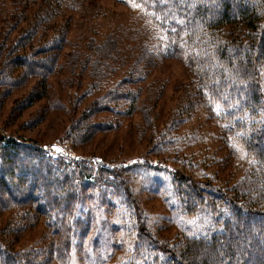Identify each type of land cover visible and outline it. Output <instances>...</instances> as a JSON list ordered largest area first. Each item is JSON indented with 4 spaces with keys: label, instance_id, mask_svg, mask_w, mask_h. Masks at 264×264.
I'll return each mask as SVG.
<instances>
[{
    "label": "rangeland",
    "instance_id": "rangeland-1",
    "mask_svg": "<svg viewBox=\"0 0 264 264\" xmlns=\"http://www.w3.org/2000/svg\"><path fill=\"white\" fill-rule=\"evenodd\" d=\"M33 4L28 5L22 21L14 22L6 21L14 10L12 0H0V145L15 140L39 149L45 158L60 159L68 165L82 164L88 167L84 175L79 168L70 171L78 177L88 176L86 182L95 185L98 192L108 185L109 197L114 195V200L111 205L100 203L102 192L96 199H88L97 204L90 202L91 206L78 213L90 217L88 234L75 241L66 260L54 256L49 261L50 255L45 257L42 250L48 248V235L53 236V232L44 218L17 237L16 249H21L27 259L37 253L40 264H167L161 253L164 248L176 250L184 247L187 240L224 231L232 213L231 201L238 193L246 192L250 184L243 178L248 179L245 173L253 170L254 160L248 159L241 137L251 123L263 122L264 107H258L261 114L257 119H246V113L235 108L239 94L233 91V95L223 98L209 90L211 83L222 81L218 76H205L200 83L204 88L196 91L197 84L192 82L182 58L159 61L155 69L144 74L139 86L134 85V52L143 48L142 39L155 36L148 30L151 21L146 13L149 7L156 6L154 0L147 5L140 0H127L126 4L118 0H80L82 8L64 32L67 44L57 59V73L46 79L45 96L30 101L35 94L40 95L38 91H44L43 80L14 63L21 59L23 65L26 60L29 67H35L40 60L34 53L37 48L62 32L52 22L30 20L31 13L39 8ZM89 12L95 20L81 21L80 14ZM44 27L49 29L45 33ZM91 36L117 37L124 44V52L117 50L111 55L114 67L107 77L106 90L128 81L124 85L127 91L134 94L139 89L142 94L129 116L118 118L103 113L101 120L92 119L93 124L88 127L94 134L83 142L76 138L75 128L83 125L77 115L100 95L98 90L93 92L74 113V96L83 94V98L96 85L89 70L81 72L79 68L82 60L91 66L99 54V49L86 48V37ZM24 39L29 45L23 52L20 47ZM127 45L133 49L130 54ZM118 54L122 56L116 58ZM139 68L140 64L136 69ZM259 72L264 97V63ZM227 86L224 88L229 95L236 86ZM191 101L194 108L189 105ZM196 101L201 103L195 104ZM125 105L126 102L121 107ZM188 107L190 112L184 115ZM180 116H185V120L172 128ZM110 125L115 128L108 130ZM177 175H191L198 182L197 187L205 183L230 201L211 204L206 200L199 205L192 200L188 205L184 185L175 182ZM251 199L248 197L247 201ZM16 216V211H0V231Z\"/></svg>",
    "mask_w": 264,
    "mask_h": 264
},
{
    "label": "trees",
    "instance_id": "trees-1",
    "mask_svg": "<svg viewBox=\"0 0 264 264\" xmlns=\"http://www.w3.org/2000/svg\"><path fill=\"white\" fill-rule=\"evenodd\" d=\"M118 1L123 4L127 2ZM154 1L156 6L149 7L146 13L151 21L148 30L155 36L142 39L143 48L139 47L140 50L138 48L134 52V85L139 86L144 74L155 69L159 61L182 58L190 70L192 82L197 84L196 91L204 88L200 83L205 76H218L222 85L219 81H214L209 90L216 91L223 98L230 97L235 91L239 94L234 101L235 108L244 111L246 119H257L261 114L258 107H264V101L261 100L264 97L259 86V70L264 63V0ZM33 2L39 8L31 13L30 20L52 22L62 32L45 46L34 50L36 56L40 57L35 67H29L25 60L26 68L21 59L14 63L25 68L31 76L43 80L44 91H38L40 95L35 94L36 97L30 101L45 96L46 79L57 73V59L67 44L64 32L68 31L73 15L82 8L80 0H12L14 10L6 21L23 20L27 15L28 5ZM140 2L147 5L150 0ZM88 19L95 20L90 12L80 14L81 21ZM48 30L44 27L42 32ZM86 39V48L90 46V51L99 49V54L91 66L82 60L79 68L81 72L89 70V77L96 85L86 91L83 98V94L74 96V113L80 102L92 97L93 92L98 90L100 95L92 103L84 105L83 112L77 115L83 125L75 128L76 138L83 142L92 139L94 134L88 127L89 123L93 124L92 119L98 117L101 120L100 115L103 113H110L118 118L127 117L134 109V102L142 94L139 89L134 94L127 91L128 87L124 85L128 81L115 83L106 90V81H109L107 77L113 73L114 67L111 55L117 50L120 53L125 51L119 38L91 36ZM24 42L26 39L21 44ZM28 45L29 42L24 43L20 50L24 52ZM127 50L129 54L132 52L131 45H127ZM120 56L122 55L118 54L116 58ZM138 64L140 68L136 69ZM227 84L236 86L229 95L224 88L228 87ZM198 98L201 100L202 96ZM124 102L126 105L121 107ZM197 103L201 102L196 101L195 104ZM189 105L194 108L193 101ZM125 108H128L127 112L124 111ZM188 112L190 107L184 115ZM184 120L185 116H180L171 127ZM98 127L103 128V125L98 124ZM113 128L115 125L107 127L108 130ZM245 130L247 132H244L241 142L247 150L248 159L254 160L253 170L245 173L248 179L243 178L250 184L246 187V192L238 193L235 200L231 201L232 213L230 212L225 230L211 237L187 240L184 247L176 250L164 248L161 253L167 264H264V195L259 196L264 190V120L261 123H251ZM43 155L39 149L17 144L15 140H10L9 145H0V211L17 213L9 226L0 231V264H40L37 253L30 254L27 259L22 250L15 247L17 237L34 228L39 218H44L47 227L53 232V236L48 235V248L42 250L45 251V257L50 255L49 261L54 260V256L59 260H66L75 241H81L88 234L90 217L78 214L86 206H91L88 203L97 204L88 199H96L102 192L99 195L100 203L108 202L111 205L114 200V195L109 197L106 188L108 185L98 192L95 185L86 182L88 176L78 177L75 171H70L71 168H79L84 175L88 167L82 164L68 165L63 160L45 158ZM184 171L189 174L186 169ZM176 180L186 189L188 205L192 200H197L199 205L206 200L211 204L229 200L205 183L197 187L198 182L191 175H177L175 182ZM240 185L241 182L238 187ZM254 186L255 190L252 189ZM248 197L252 198L249 202ZM253 200L256 202H252ZM241 205L243 208L239 209ZM214 215H217V209Z\"/></svg>",
    "mask_w": 264,
    "mask_h": 264
},
{
    "label": "snow or ice",
    "instance_id": "snow-or-ice-1",
    "mask_svg": "<svg viewBox=\"0 0 264 264\" xmlns=\"http://www.w3.org/2000/svg\"><path fill=\"white\" fill-rule=\"evenodd\" d=\"M57 151H59V149H57Z\"/></svg>",
    "mask_w": 264,
    "mask_h": 264
}]
</instances>
